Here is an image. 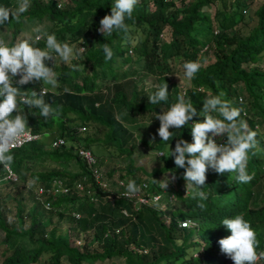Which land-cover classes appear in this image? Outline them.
<instances>
[{
  "label": "trees",
  "instance_id": "1",
  "mask_svg": "<svg viewBox=\"0 0 264 264\" xmlns=\"http://www.w3.org/2000/svg\"><path fill=\"white\" fill-rule=\"evenodd\" d=\"M217 1L22 0L16 9L17 0H0V28H11L8 43L0 42V64L11 65L12 53L41 61L25 82L0 79V105L6 112L0 119L2 132L20 123L41 136L5 152L3 159L24 183L34 179V187L48 185L54 176L71 186L48 196L51 213L59 218L68 214L71 224L64 231L55 226L47 230L51 217L40 219L45 209L38 202L26 208L20 192L24 184L13 183L20 191L13 195L12 219L6 204L11 195H0L1 241L6 245L0 264H62L64 259L82 264L114 257L124 264H229L241 239L249 256L257 255L264 264V195L257 194L264 186V155L254 149L257 144L264 150V66L259 63L264 57V0L250 25L243 11L249 1L223 0L224 19L203 39L198 28L214 22L216 13L207 9ZM27 24L34 26L33 36H41L29 50L16 49L15 40ZM166 28L168 39L163 37ZM68 36L82 49L60 66H45L46 49ZM207 50L212 57L199 62ZM177 60L192 65L184 88L166 76ZM143 72L157 76L158 85L139 87L135 78ZM44 81V91L43 85H34ZM159 116L164 129L152 140H141L156 153L163 151L160 165L147 170L134 163L138 139L129 126ZM216 119L224 126L220 147L211 145L212 134L202 137L201 131ZM90 125L104 127L102 137L82 135L79 128ZM58 136L65 143L51 146ZM80 146L89 148L99 163L107 147L126 155L119 177L161 191L165 208L136 204L100 184L77 154ZM228 157L243 159L242 171L233 169ZM70 160L78 170L69 174L57 163ZM47 161L57 165L44 167ZM112 174L108 169L104 178L111 180ZM75 180L83 184L82 193L73 186ZM70 203L75 206L66 213L63 206ZM185 218L195 224L181 225ZM88 231L95 243H87Z\"/></svg>",
  "mask_w": 264,
  "mask_h": 264
},
{
  "label": "rangeland",
  "instance_id": "2",
  "mask_svg": "<svg viewBox=\"0 0 264 264\" xmlns=\"http://www.w3.org/2000/svg\"><path fill=\"white\" fill-rule=\"evenodd\" d=\"M62 1V0H60ZM64 1V0H63ZM66 1V0H65ZM249 1L248 5L244 8V21H248L249 25L254 22V9L258 6V4L262 0H246ZM62 3V2H61ZM64 4V3H63ZM23 6L22 0H17V2L14 3V7L20 8ZM211 14L216 13L214 15V22L211 23V26L207 25H201L199 26L198 30L201 31L199 36L203 39H208L212 33V30L218 29V24L224 19V13L226 11L225 4L223 0H218L215 6H211L207 9ZM27 28H25L16 38L14 48H22L29 50L35 42L36 36L41 34L39 32L35 33V36H33V32L35 30L34 26L27 24ZM10 32L11 28L9 27H2L0 28V42L2 41L4 44H7L10 40ZM34 37V38H33ZM163 37L165 39H168L170 37L169 30L166 28L163 32ZM82 47H80L78 42H74L70 40V37H66L63 40L58 41L55 45L48 47L46 49V58L48 60V64H44L47 67L52 66H60L62 65L63 61H69L72 56H75L77 49L80 50ZM212 57V53H210L208 50L204 52L199 57V62L203 63V61H207V59H210ZM12 60V61H11ZM10 61L11 65L9 64H0V75L2 74V79H8L10 81H17L19 77L22 78V80H27L29 77H31L35 73V69L37 65L41 62L40 59L35 58L32 55H28L25 53L23 56L17 58L13 56V53L10 55ZM264 66V57L260 60V62ZM173 68L172 70H167L166 76L170 79V81H174L179 84L181 88H184L190 84V74L192 70V65H184L180 60L173 62ZM52 75L55 74L54 68L52 69ZM136 83L139 87H142L146 90H150L152 87H155L158 85V79L157 76L153 74H148L143 72L138 77L135 78ZM34 85L42 86V89L46 88V81H44L42 84L39 85V83H36ZM21 106H18L19 111H21ZM8 120H11L8 118ZM135 133L138 141L137 147L134 149V152L132 153V158L134 160L135 165L143 166L147 170H150L153 166L160 165V158L158 157L159 154L156 153L154 149H151L148 145H144L141 140L142 139H148L152 140L155 138L163 129H164V118L159 116L157 119L152 121H144L140 123H136L129 126ZM224 129L223 123L216 119L211 127H205L203 126L202 131V137L209 136V135H215L218 132H222ZM85 131L87 134L93 136V137H102L104 127L99 126L96 128L95 126H88L86 130L81 129V134L84 135ZM254 149L257 155H264V150L261 146L254 144ZM114 153V154H113ZM221 155L217 154L216 159H220ZM222 159V157H221ZM100 165L102 166L104 172L108 169H113V174L111 177V180L108 181L109 185L113 188H116V177L119 176V174L124 173L125 171V165L128 162V157L126 155H117L114 152L113 148H104L102 150V154L100 156ZM227 161L232 163L233 169H237L238 171H242L244 168L245 162L243 159L237 160L228 157ZM226 161V162H227ZM57 163V162H56ZM55 162L47 161L44 164V167L47 165H63L65 168V171L69 174L78 170L77 164L73 161H59L57 164ZM42 165V164H41ZM39 165L38 169H43L44 167ZM21 179V178H20ZM32 178L28 179V185L30 187H34L36 182ZM22 181L18 180L17 183L22 185ZM173 182V180H172ZM20 191L18 186H15L12 182H1L0 183V195H6L7 193H10L11 197L6 198V204L10 207V213L7 212L9 218L12 219L13 214L12 211L14 210L13 206L15 204V199L13 198V195H17V192ZM261 192V194L264 195V186L259 187L257 189ZM22 193V196L24 197L23 203L26 206V208L30 207L31 204L34 202L32 191L28 187H24L20 191ZM256 194V195H257ZM260 194V196H261ZM259 196V197H260ZM179 204V202H178ZM169 205V204H168ZM75 205L72 203L67 204L63 206V209L66 211V213H69L73 209ZM165 208V207H164ZM54 212V211H53ZM50 210L42 211V214L39 215L40 219L45 220L48 216L51 217V224L48 226L47 230L50 229V227L55 226L59 231H64L68 227L69 224H71V221L69 220L68 214H66L63 218H59L58 215L55 213H51ZM28 220V218H26ZM84 236V235H83ZM2 237V231L0 229V261L2 259L3 254L1 253V250L6 246L5 243L1 241ZM73 237V235H72ZM94 235L92 231H88L86 235V241L89 244L95 243ZM82 243V242H81ZM248 248H246V242L244 239H241L239 242V245L233 255L232 260L229 264H259L257 255L249 256ZM46 257V256H43ZM62 264H71L66 259L63 260ZM82 264H124V260L121 257H114L111 259H105L103 261H95L93 263L89 261H84Z\"/></svg>",
  "mask_w": 264,
  "mask_h": 264
},
{
  "label": "built area",
  "instance_id": "3",
  "mask_svg": "<svg viewBox=\"0 0 264 264\" xmlns=\"http://www.w3.org/2000/svg\"><path fill=\"white\" fill-rule=\"evenodd\" d=\"M61 3L58 2V5ZM217 32V30L215 31ZM39 35L36 36L38 38ZM130 52L132 50L130 49ZM17 81L25 82V80H22L21 77L18 78ZM44 91V89H43ZM80 130L83 129V127L79 128ZM40 133L37 131L32 130L30 127L21 125V124H14L11 126L5 133L0 134V158L1 153L7 150H10L12 148L21 147L27 143H30L32 141H35L39 139ZM192 139V137H190ZM224 142V138L221 135L220 132L213 135V137L210 139L211 145L220 147L222 143ZM65 143V139L62 136H58L50 141L51 146H60ZM77 154L82 157L87 165L91 168L94 176L96 179L102 184L103 186H108L110 179L104 178V171L102 166L99 163V160L97 157L92 153V151L89 148L85 147H77L76 148ZM159 155L163 154V151L158 152ZM264 168V165H263ZM3 173V178L8 179L9 181H17L18 175L13 170V168L8 164H4V170L1 171L0 168V174ZM116 188H113L117 194H121L127 197L134 198V203H142L146 205H159L161 208L165 207V202H161L162 198V192L161 191H155L148 186L147 182L142 181L139 183H132L131 181L120 178L117 176L116 178ZM129 181L130 186L126 189H123L125 182ZM160 187L163 189V191H166L164 188V183H160ZM73 186L78 190V192H83L84 186L81 182L75 180L73 182ZM32 191V196L34 199V202H38L45 210L52 209V205L50 203V200L48 199L49 195H54L58 193L68 192L71 189V186H69L66 182V178L61 176H54L51 178L50 183L48 185H38L36 187L30 188ZM92 199H95L96 197L94 195L91 196ZM173 194L170 195L169 200L173 199ZM123 212L126 213V211L123 209ZM74 215L76 217L80 216V213L77 211H73ZM181 225L189 226L194 225L195 221L191 218H185L180 221ZM76 244H80V239H75ZM200 253V251H199ZM198 254V252L196 253Z\"/></svg>",
  "mask_w": 264,
  "mask_h": 264
},
{
  "label": "clouds",
  "instance_id": "4",
  "mask_svg": "<svg viewBox=\"0 0 264 264\" xmlns=\"http://www.w3.org/2000/svg\"><path fill=\"white\" fill-rule=\"evenodd\" d=\"M0 76H2V74L0 75ZM3 77V76H2ZM2 77H0V79H2ZM5 110H4V108L0 105V119L2 118V117H4L5 116ZM14 124H20V123H13L11 126H13ZM21 125H23V124H21ZM11 126H9V127H7V129H9ZM28 127V126H27ZM7 129L4 131V132H2V130H1V123H0V134H2V133H5L6 131H7ZM17 148H19V147H17ZM12 149H15V148H12ZM11 150V149H10ZM7 151H9V150H7ZM7 151H4V152H2L1 153V158H0V168H1V171H3L4 170V164H6V163H8V162H6V161H4V159H3V154L5 153V152H7ZM9 164V163H8ZM10 165V164H9ZM14 170V169H13ZM17 174V173H16ZM19 178V177H18ZM19 181L21 180L20 178L18 179ZM17 180V181H18ZM17 181H9L8 179H6V178H3V173H1L0 174V183L1 182H12V183H17ZM22 183V185L24 184L26 187H30L27 183H24L23 181L21 182ZM17 184H19V183H17ZM30 188H33V187H30Z\"/></svg>",
  "mask_w": 264,
  "mask_h": 264
},
{
  "label": "crops",
  "instance_id": "5",
  "mask_svg": "<svg viewBox=\"0 0 264 264\" xmlns=\"http://www.w3.org/2000/svg\"><path fill=\"white\" fill-rule=\"evenodd\" d=\"M15 111H16V112H19V109H18V107H17V109H15Z\"/></svg>",
  "mask_w": 264,
  "mask_h": 264
}]
</instances>
